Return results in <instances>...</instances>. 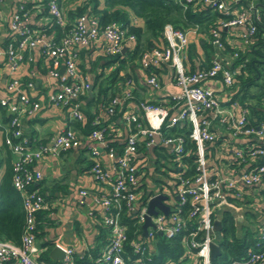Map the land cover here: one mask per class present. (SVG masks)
<instances>
[{
    "label": "built area",
    "instance_id": "1",
    "mask_svg": "<svg viewBox=\"0 0 264 264\" xmlns=\"http://www.w3.org/2000/svg\"><path fill=\"white\" fill-rule=\"evenodd\" d=\"M196 1L180 0L185 6ZM199 1L229 15L221 20L220 28L242 27L240 33L246 43L257 32L259 24H264V13L254 3L246 7L244 2L248 0ZM32 9L46 13L45 21L38 26L31 20ZM137 21L135 18L134 22ZM50 22L62 28L60 38L42 28ZM8 26L11 36L0 46V63L6 67L0 106L5 108L8 119L1 118L0 126L4 146L15 155L12 182L22 198L25 225L18 243L0 238V264H42L38 260L42 249L37 243L36 214L47 203L40 190L29 186L43 176L37 165L43 157L60 156L83 145L84 139L90 151V172L107 187L106 192L95 195V200L102 204L103 222L110 226L109 243L94 264H211V242L217 241L214 222L218 219V210L228 205L238 212L240 207L230 196L242 198L246 187L264 182V121L252 123L248 109L228 94L238 69L232 63L239 51L226 53V42L221 31L215 28L212 41L216 51L211 65L192 70L186 58L192 37L199 33V25L184 29L167 23L163 28L165 42L143 50L136 62L141 66L144 80L154 90L164 87L160 71L167 67L170 69L167 85L177 89L167 88L162 100L145 98L135 103L136 78L121 68L119 73H123L124 83L111 97L106 113L111 118L121 117L124 130L113 119L88 134L68 126L32 144L23 134L22 126L24 117L35 115L42 107L41 100L30 92L35 85L32 50L39 48L40 54L48 59V74L57 80L55 88L46 94L47 103L63 108L72 121H84V98L91 95L96 73L109 67L116 69L112 65L117 63L103 67L104 60L100 59L95 71L85 69L80 65L81 50L102 42V55L124 53L136 43L137 35L119 21L101 23L99 16L90 11L71 20L60 0H18ZM24 62L29 65L26 78L15 74ZM99 122L97 116L94 124ZM188 123L198 153L196 170L192 173L187 172L188 163L183 159L189 154L185 137L168 133L169 128ZM217 124L225 127L233 139L245 136L262 140L248 147L236 145L234 141L228 145L234 157L245 160L247 155L262 161L236 175L217 173L206 155L207 144L217 138ZM111 139L121 141L122 146H109ZM165 146L170 153L168 158L156 153V148ZM103 155L111 160L110 165L105 164ZM81 193L88 194V190L83 189ZM159 194L166 195L163 202L170 210L165 212L157 206V213H150L151 199ZM124 214L135 216L141 225L138 237L130 239ZM149 215L152 223L144 234L143 224ZM235 216L239 218V213ZM180 232L184 233L188 260L154 262L150 246L156 235L171 238ZM128 243L134 255L127 252ZM57 244L65 252L63 263L77 264L74 247ZM226 264H264V248L251 249L246 256Z\"/></svg>",
    "mask_w": 264,
    "mask_h": 264
},
{
    "label": "trees",
    "instance_id": "2",
    "mask_svg": "<svg viewBox=\"0 0 264 264\" xmlns=\"http://www.w3.org/2000/svg\"><path fill=\"white\" fill-rule=\"evenodd\" d=\"M197 1L188 3L185 6L180 0H84L68 10L71 20L90 11L99 16L101 23L106 24L116 20L123 23L124 26L137 35L136 43L132 47L129 46L124 53L101 55L97 59H81L80 65L92 71L96 70L100 59L104 60L103 67H109L114 63H118V67L109 74H106L105 71L96 73L91 96L88 94L84 98L86 118L84 121H73V127L79 129L82 133L88 134L95 127L108 125L113 119L118 118L117 116L114 118L107 116L106 109L111 97L115 94L112 84L117 81L119 70L128 62L136 60L146 48L162 45L165 42L163 28L167 23H173L175 26L184 29L199 25L200 39L190 43L186 58V63H191L190 69L192 70L211 65L212 56L216 51V46L212 41V30L218 28L221 31L226 42L225 51L233 53L236 50L239 51V55L232 63V67L239 70L236 71L234 83L229 87L228 94H231L234 100H238L241 107L248 109V117L252 123L258 124L264 121V24H259L257 32L251 36L245 47L236 48L226 39L227 30L220 28L221 20L228 18L229 15L210 4ZM262 2L264 4V0ZM262 12L264 13V9ZM135 18L138 20L137 22H134ZM42 28L47 33H53L57 38H60L63 32L59 25L51 22L43 25ZM200 49L204 53L203 56L199 52ZM88 62H90L89 67L87 66ZM196 62L199 64L196 65ZM31 66H34L33 62H31ZM37 66L40 68L39 64ZM23 77L26 78L27 75ZM228 102L226 101V103ZM0 111L2 121H6L8 115L5 113V108L0 106ZM102 112L104 115H102ZM97 116L100 117V122L94 124ZM168 133L181 134L185 137V147L189 154L184 156L183 159L188 163L187 172H195L198 153L196 141L190 136L191 125L189 123L185 126L175 125L168 129ZM223 137L221 132L218 131L217 138L207 144L206 155L208 157L212 155L215 162L220 161L222 158L220 156V144ZM32 138L28 136L30 142H32ZM109 146H122V143L117 139H111ZM156 153L163 158H168L170 155L166 146L156 148ZM4 161L5 169L0 174V238L18 243L25 225V210L20 192L12 182L13 161H11L10 156H7ZM232 161L236 164L239 161L238 167L248 165L247 168H250L260 163L262 159L257 158L252 161L246 155L245 160L234 157ZM163 172L166 173V171ZM40 185L41 181H39V184L32 183L29 188L40 190L47 202L48 195L45 193L44 188H40ZM58 185V183L53 184V189H57ZM262 194L264 196V188ZM230 198L237 203H244L245 201L244 198H235L234 196H230ZM46 211L44 208L36 214V236L39 234L37 230L41 227L42 221L46 219ZM246 214L247 219L250 220L248 224L241 227L232 211H224L221 217L222 237L217 239L221 252L217 257L212 258L211 264H226L232 259L246 256L251 249L264 248V220L261 223L254 224L257 214L252 208L247 209ZM123 221L129 225L130 239L138 237L142 227L137 222L136 217L124 214ZM109 233L110 226L104 223L100 224L99 241L96 245L89 247L82 254L75 252L77 264H94L95 258L109 243ZM38 245L42 248L38 256V260L42 264H64L62 260L53 259L49 256V250L53 246L51 241H41L38 242ZM126 247L127 252L134 255L129 243ZM150 248L156 263L166 259H171L176 263L188 260L185 254L183 232L171 238L157 234L156 238L151 241Z\"/></svg>",
    "mask_w": 264,
    "mask_h": 264
},
{
    "label": "crops",
    "instance_id": "3",
    "mask_svg": "<svg viewBox=\"0 0 264 264\" xmlns=\"http://www.w3.org/2000/svg\"><path fill=\"white\" fill-rule=\"evenodd\" d=\"M60 2L67 13L70 8H74L76 5H69L68 2L64 0H60ZM17 3L18 0H3L0 2V46L4 45L11 36L8 22ZM250 3H254L260 10L264 9L262 0H248L244 2V5L247 7ZM32 10L33 14L31 20L34 25L38 26L42 21H45L46 13L37 12L35 9ZM241 30L242 27L239 26L227 29L226 39L236 48L245 47L248 43H246L241 36ZM197 39H200L199 33L192 37V42L197 41ZM103 52L104 46L102 42H98L89 48H83L80 52V57L81 59L85 58L87 60L90 58L97 59ZM199 52L203 56L204 53L201 49ZM32 53L34 56L33 69L35 72V85L30 92L41 100L42 107L35 115L24 117L22 126L23 134L33 137L32 144H34L37 140L47 139L65 127L73 126V121L68 118L63 108L47 103L46 94L55 88L54 86L57 80L48 74V59L40 54L39 48L33 49ZM89 63L90 62H88L87 65L88 67ZM38 64L40 68L37 66ZM186 64L188 68L191 67L190 62ZM197 64L199 63L196 62V65ZM112 66L116 68L118 67V63L116 66ZM28 70L29 65L24 62L20 64L15 74L20 76L28 75ZM111 71L109 67L105 73L109 74ZM121 71L126 74L134 75L136 78L137 86L134 94L135 103L145 98L162 100L166 95L167 88L177 89L174 86L167 85L170 79V69L168 67L160 71V76L164 83V87L161 90H154L146 83L143 78L141 66L136 60L125 64ZM5 74V63L2 62L0 63V95L3 94ZM123 78V73H119L117 81L112 84L115 93L121 89L124 83V80H122ZM208 83L211 85V82ZM229 90L230 89H228V92ZM223 93L221 92V94ZM102 115H104V113ZM1 117L2 115L0 116V120ZM114 124H116L120 130H124L125 128L121 117L114 119ZM216 129L224 136L220 144V156H222V158L220 161L215 162L211 155L209 157L210 165L217 173L223 175H236L240 171L247 170L248 165L238 167L240 162L238 161L236 164L232 161L234 156L229 153L230 150L228 149V145L230 142L234 141L236 145L248 147L259 141L262 142V140L245 136L233 139L228 130L220 124L216 125ZM2 135V127L0 126V174H2L5 169V158L10 156L11 161L15 158L12 152L6 151L7 148L2 142ZM84 143L87 144V139H84ZM84 143L79 147H74L63 152L60 156L47 155L37 163L43 174L42 178L39 180L41 181L40 188H44L45 193L48 195V200L46 202L47 206L45 207L47 210L46 219L42 221L41 227L37 230L39 233L37 234V243L48 240L51 241L53 245L60 243L66 246H72L78 254L84 253L86 249L95 246L99 241L100 224L104 223L103 216L105 211L102 204L95 200V195L101 194L102 192L104 193L107 190V187L98 182L90 172V151ZM103 160L106 165L111 164V160L106 155H103ZM39 181H36L35 184H39ZM57 183L59 187L53 189V184ZM263 188L264 182L245 188L242 196L245 201L244 203H238L240 207V210L237 212L239 213V226L242 227L248 224L250 219H247L246 212L249 208H252L257 214V219L254 224L261 223V221L264 220ZM83 189H87L88 194H82L81 191Z\"/></svg>",
    "mask_w": 264,
    "mask_h": 264
},
{
    "label": "water",
    "instance_id": "4",
    "mask_svg": "<svg viewBox=\"0 0 264 264\" xmlns=\"http://www.w3.org/2000/svg\"><path fill=\"white\" fill-rule=\"evenodd\" d=\"M61 70L63 71L64 67H62ZM5 76H6V74H5ZM165 197H166V195L159 194V195H157L151 199L150 208H149L150 213H157V209H156L157 206L161 207L165 212H169L170 206L163 202V199ZM227 210L232 211L234 214L237 213L236 208L230 207L228 205H224V206H222L221 209L218 210V219H216L214 222L215 226H216V230H217L216 231L217 239L222 237V233H221L222 220H221V217H222L224 211H227ZM236 219H237V221H239V218H236ZM151 223H152V219H151V216L149 215L143 224V229H144L143 233L144 234H147L148 225ZM160 233L163 234V232H160ZM220 252H221V249H220L219 243L217 241H212L211 242V258L217 257L220 254ZM48 254L53 259L62 260L65 252L61 246H59L58 244H55L49 250Z\"/></svg>",
    "mask_w": 264,
    "mask_h": 264
},
{
    "label": "rangeland",
    "instance_id": "5",
    "mask_svg": "<svg viewBox=\"0 0 264 264\" xmlns=\"http://www.w3.org/2000/svg\"><path fill=\"white\" fill-rule=\"evenodd\" d=\"M64 1H67L69 5H71V4H73V5L76 4L77 5V4L81 3L84 0H64Z\"/></svg>",
    "mask_w": 264,
    "mask_h": 264
}]
</instances>
